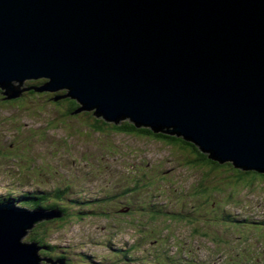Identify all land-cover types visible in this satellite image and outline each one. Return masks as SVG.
Returning a JSON list of instances; mask_svg holds the SVG:
<instances>
[{"label":"water","instance_id":"95a60500","mask_svg":"<svg viewBox=\"0 0 264 264\" xmlns=\"http://www.w3.org/2000/svg\"><path fill=\"white\" fill-rule=\"evenodd\" d=\"M0 89L8 101L66 91L53 100H77L75 113L166 130L264 174V0H0ZM61 217L0 205V264H62L23 242Z\"/></svg>","mask_w":264,"mask_h":264},{"label":"rangeland","instance_id":"374dc122","mask_svg":"<svg viewBox=\"0 0 264 264\" xmlns=\"http://www.w3.org/2000/svg\"><path fill=\"white\" fill-rule=\"evenodd\" d=\"M43 92L27 94L16 103L0 104V195L14 199L27 192L51 190L54 185L61 186L63 177L68 182L81 181L77 184L79 187L84 182H93L92 176L97 179L104 167L103 160L111 164L119 160L125 162L120 169L135 180L139 179L141 169L146 168L142 174L146 182L130 195L136 205L146 201L165 215V218L154 221L158 213H153L149 218L148 245L155 253L149 264H225L223 255L228 260L233 255L246 263L264 264V230L260 229H264V178L250 176L238 183L234 179L236 169L226 165L218 167L216 174L209 175L203 184V172H214L210 171V166L189 172L184 162L187 151L180 149L179 152L177 147L159 144L149 137L141 140L137 136L117 135L108 127L99 133L92 129L87 134L80 124L87 121V116L56 119V109L51 101L54 96ZM106 146L108 152H105ZM69 149H72V156L66 152ZM57 152L62 155L52 157ZM142 153L144 155L140 156ZM94 165L97 170L92 173ZM132 165L136 167L132 168ZM159 167H162L160 172L170 173L165 176L167 182L155 184L153 181L159 177ZM134 170L136 175L132 173ZM195 185H199L198 189L206 185L210 192L213 190L211 194L208 195L207 190L203 195L207 199V209L205 204L200 208L201 199L196 198L198 193L194 192V207L190 206L193 197L188 198V190L194 191ZM107 192H84L82 200L103 196ZM226 195L231 198L226 200ZM114 205L117 207L115 201ZM89 209L85 207L83 211ZM109 215L110 212L106 214ZM173 217H180V220L175 222ZM104 218L91 215L72 224L63 223V229L61 224H50L37 229L36 233L50 230L47 242L57 246L58 253L64 252L71 264H112L116 257L110 248L116 244V238L111 240V236H119L123 229L122 226L113 227ZM117 228L120 230L116 231ZM155 230L160 237L170 239L169 245L153 233ZM30 237L29 233L23 242H30ZM154 240L159 242L156 247L152 246ZM179 242L185 245L184 251L194 252L191 258L195 259L194 262L187 260L188 256H184L183 261L177 258L184 252L177 249ZM200 252H211L215 256L211 258Z\"/></svg>","mask_w":264,"mask_h":264},{"label":"trees","instance_id":"16d2710c","mask_svg":"<svg viewBox=\"0 0 264 264\" xmlns=\"http://www.w3.org/2000/svg\"><path fill=\"white\" fill-rule=\"evenodd\" d=\"M46 83V80L43 81H39V82H30L27 84L28 88L32 87H38L41 86L43 83ZM30 93L34 95V93L37 92H32V89L30 90ZM66 95V91L60 93L57 96H63ZM56 96V94H55ZM56 96V98H57ZM62 98V100L58 101L57 103L55 102L54 104H62L65 103L70 109L68 111V113L70 115H73L72 113H75L77 110H79V108L81 107L80 104L78 102H76L75 100H72L70 98L64 99ZM21 99L18 100H13L11 102H3L1 96H0V104H10V103H16ZM83 116L80 115L79 118ZM15 120H12V122ZM94 121V132L95 133H99V130L104 131L105 127H108L110 125L108 124H103L102 121L97 120L96 118L93 119ZM111 128L115 129L117 131H127L128 133H137V134H142L145 135L147 137H149L150 140L152 141H156V142H161V140L163 141V143L168 146V145H172L174 147H177L179 152L180 149L185 150L188 152V155L186 156V164H187V168L191 171H194V169H204L206 166H210L212 172H206L204 171V179L207 180L209 175H214L216 174V169L218 167H225L226 165L230 166L232 169L234 168L236 174L234 179L236 180V182H241L245 179H247L250 176H255V177H262L264 178V174H260L257 171L253 170V169H245V168H237L235 167L234 163L232 161H228V162H221L219 160L216 159H211L209 157L208 154H203L201 153L200 149L192 142L187 141L186 139H184L183 137H178L176 135H172V134H168L166 133V130L163 131H159V132H154L153 130L149 129V128H137L134 124L130 123L129 121H120L118 124L114 122L111 124ZM246 186V185H245ZM244 186V187H245ZM65 191L62 189H58V190H54L52 192H27V193H23L19 196H17L16 198L12 199V198H4V196H0V203H5V202H13V203H20L21 207H25V208H35V207H41L43 209H58L63 213V217L60 219L55 220V222H58L59 224H62L61 227H63V223H71L74 221V219L71 218L70 216V210L71 211H83L82 209H72V208H68L66 206H64L62 203H60L59 201L63 200ZM217 194V193H216ZM218 196H220L219 194H217ZM228 195H226V200L230 199L231 197H227ZM50 200H54V202H50ZM75 203H77V201H74ZM104 203H109V201H106ZM116 214L119 216V218L121 220H125L126 216L122 215L119 211L116 212ZM163 214V213H162ZM164 215V214H163ZM47 225H50L49 223H43L41 225H39L37 227V229L39 228H44ZM36 229V231H37ZM33 232L32 233V238L31 241L34 242H39L41 245H45L47 242V235L49 234L50 230L45 231L42 234Z\"/></svg>","mask_w":264,"mask_h":264},{"label":"flooded vegetation","instance_id":"af4514ba","mask_svg":"<svg viewBox=\"0 0 264 264\" xmlns=\"http://www.w3.org/2000/svg\"><path fill=\"white\" fill-rule=\"evenodd\" d=\"M104 124V123H103ZM91 127L90 128H92L93 130H94V123L93 122H91ZM110 125V124H109ZM108 128H111V125L110 126H108ZM112 129V128H111ZM113 130V132H115V134H117V135H128V136H131V137H134V136H137V137H141L140 139L141 140H146V138H147V136H145V135H142V134H137V133H128L127 131H117V130H115V129H112ZM95 131V130H94ZM99 131H102V130H99ZM112 141V140H111ZM107 143H108V145H109V142L107 141ZM86 150H90L89 148H87ZM106 150L108 151V146H106ZM140 156L141 155H144L143 153L142 154H139ZM127 157H129V155H126ZM112 165H116L118 168H116V169H113V168H111L110 169V167L112 166ZM121 166H125V162H120L119 160H117V162H115V163H113V164H111V163H108V164H106L105 165V169L106 170H111V173L109 174V176L111 177V181H109V182H107V183H105V185L104 186H109L111 183H113V182H115L116 181V178L114 177L115 175H114V172L116 173V172H122L121 173V175H125V170H121L120 169V167ZM74 185V184H73ZM88 185L90 186L91 185V187L90 188H88L89 190H91V191H96V188H100V181H93V182H91V181H88ZM75 186V185H74ZM84 189H86V187H84L83 188V190ZM125 208H128V207H125ZM121 211V210H120ZM129 214H131V216H135L134 215V213H133V211L132 210H130V213ZM144 217L142 216L140 219H138V217H133V218H131L130 220H134L136 223H144L145 222V218L147 217V210H145L144 211ZM142 246V245H141ZM119 249V248H118ZM121 250H126V248H121Z\"/></svg>","mask_w":264,"mask_h":264},{"label":"bare ground","instance_id":"6f19581e","mask_svg":"<svg viewBox=\"0 0 264 264\" xmlns=\"http://www.w3.org/2000/svg\"><path fill=\"white\" fill-rule=\"evenodd\" d=\"M78 102V101H77ZM79 103V102H78ZM80 104V103H79ZM81 108H82V105L80 104ZM94 110V108L92 109V111ZM251 230V229H250Z\"/></svg>","mask_w":264,"mask_h":264}]
</instances>
